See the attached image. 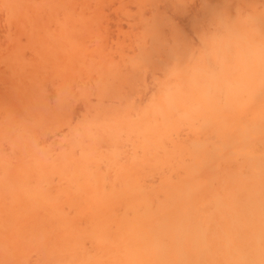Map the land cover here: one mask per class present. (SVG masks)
<instances>
[{"label": "bare ground", "instance_id": "bare-ground-1", "mask_svg": "<svg viewBox=\"0 0 264 264\" xmlns=\"http://www.w3.org/2000/svg\"><path fill=\"white\" fill-rule=\"evenodd\" d=\"M193 1L0 0V264H264V0Z\"/></svg>", "mask_w": 264, "mask_h": 264}, {"label": "rangeland", "instance_id": "rangeland-1", "mask_svg": "<svg viewBox=\"0 0 264 264\" xmlns=\"http://www.w3.org/2000/svg\"><path fill=\"white\" fill-rule=\"evenodd\" d=\"M197 1H198V0H197ZM197 1L195 0V1H193V2L195 3V2H197ZM193 5H194V4H193ZM195 5H196V4H195ZM195 5H194V7H198V6H199L198 4H197L196 6H195ZM198 8H200V6H199ZM198 8H197V9H198ZM111 12H112V11H105V13H104V18H106L105 15H106L107 17L114 18L116 15L114 16L113 13H111ZM110 18H109V19H110ZM107 19H108V18H107ZM109 19H108V21H107L108 24H109V22H110L111 24H113L112 27H114L113 20H110V21H109ZM115 19H116V18H115ZM103 20H104V19H103ZM111 21H112V22H111ZM114 21H116V20H114ZM117 21H118V19H117ZM120 22H121V23H120ZM120 22L118 21V24H117V25H119V23H120V25H119L118 28L122 27V23H124L123 21H120ZM105 24H106V21H104V25H105ZM106 25H107V24H106ZM109 25H110V24H109ZM124 25H125V23H124ZM102 26H103V23H102ZM107 26H108V25H107ZM115 26H116V24H115ZM103 27H104V26H103ZM103 27H102V28H103ZM105 27H106V26H105ZM105 27H104V29L101 28V30L98 29V31H100L101 34H102V30H103V32H105V33L107 32L106 35H108V37H106V38H109V39H110L109 34H112V35H111V38H112V36L114 35L113 32H112V33H111V32H108L109 29H110V31H111V28H112L111 25L108 26V27H109L108 29L105 28ZM116 27H117V26H116ZM123 27L125 28L126 25L123 26ZM118 28H117V29H118ZM105 29H107V31H104ZM115 29H116V28H114V29L112 28V31H114ZM117 29H116V30H117ZM120 29L122 30V28H120ZM116 30H115L114 32L118 34V31H116ZM124 30H125V29H124ZM103 34H104V33H103ZM0 35L2 36V35H4V33L1 34V31H0ZM104 35H105V34H104ZM100 36H101V35H100ZM115 36H116V34H115ZM102 37H104V36H102ZM113 37H114V36H113ZM0 38H1V39H0V43L2 44V46H3L4 48H7V49L10 48V49H11V48L14 46V42H9V43H8V42H6V40H4V39H5L4 37H0ZM114 38H115V37H114ZM109 39H108V40H109ZM115 39H116V38H115ZM110 40H111V39H110ZM110 40H109V41H110ZM112 41L114 42V40H112ZM112 41H110V42H112ZM108 44H110V43H108ZM25 53H26V52H25ZM27 53H28V52H27ZM27 53H26V54H27ZM28 54H29V53H28ZM25 56H26V55H25ZM27 57H28V55H27ZM1 69H2V68H1ZM0 71H1V70H0Z\"/></svg>", "mask_w": 264, "mask_h": 264}]
</instances>
